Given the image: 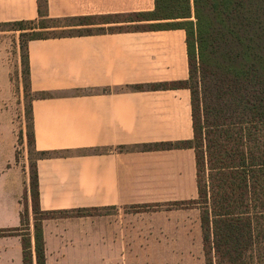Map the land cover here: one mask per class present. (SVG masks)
<instances>
[{"label": "crops", "instance_id": "1", "mask_svg": "<svg viewBox=\"0 0 264 264\" xmlns=\"http://www.w3.org/2000/svg\"><path fill=\"white\" fill-rule=\"evenodd\" d=\"M154 8L155 0H47L51 17L107 15L111 22L99 25L109 26L158 22L127 21L131 12ZM37 17L39 0H0V22ZM186 38L184 28L137 27L28 42L31 88L53 94L32 101L36 148L72 152L37 160L44 210L171 204L198 196L194 148L127 149L194 136L191 90L151 87L189 77ZM133 84L150 87L131 90ZM88 148L109 150L84 153ZM13 158L14 146L4 148L0 117V167ZM1 180L15 186L16 200L13 208L0 210V228L21 226L19 199L29 179L11 165L0 168ZM192 207L200 212L192 204L177 210H122L107 218H47L46 264H178L175 252H185L187 260L194 249ZM131 216L138 219L136 225ZM150 218L153 223L144 222ZM30 232L35 259L33 224ZM0 264H23L21 235L0 236Z\"/></svg>", "mask_w": 264, "mask_h": 264}, {"label": "trees", "instance_id": "2", "mask_svg": "<svg viewBox=\"0 0 264 264\" xmlns=\"http://www.w3.org/2000/svg\"><path fill=\"white\" fill-rule=\"evenodd\" d=\"M112 16L64 18L80 22L58 26L81 27L67 32L28 39L23 54L26 91L34 92L30 80L28 42L35 38L121 31L122 26H99ZM127 21L157 20L138 28H184L187 33L189 77L151 87L185 86L191 90L194 136L190 140L160 141L127 147L153 150L192 147L196 155L198 196L186 205L200 208L206 264H264V0H155L150 12H131ZM95 18H102L99 22ZM47 0H39V17L11 22L23 33L51 28ZM33 24L25 27L26 24ZM150 85L133 84L131 90ZM110 91L111 88H103ZM31 101V114H32ZM29 144L37 151L30 162L29 188L34 214L35 259L30 232L29 206L21 212V226L0 228V236H22L23 264H46L43 220L56 214L82 216L88 208L44 210L40 204L37 160L67 156L68 149L37 150L33 128ZM125 147H121L123 149ZM100 153L109 148H88ZM28 199V195H27ZM149 204H142L148 206ZM77 212V213H76ZM35 261V262H34Z\"/></svg>", "mask_w": 264, "mask_h": 264}, {"label": "rangeland", "instance_id": "3", "mask_svg": "<svg viewBox=\"0 0 264 264\" xmlns=\"http://www.w3.org/2000/svg\"><path fill=\"white\" fill-rule=\"evenodd\" d=\"M102 18H95L93 21L99 22ZM72 22H80V20L68 19H48L47 25L51 28L38 29L37 33H23L22 30L17 29L19 25L13 23H0V117L3 120V144L4 148L14 146V158L12 163L7 162L2 169H6L11 165H17L19 170L23 172L24 177L30 180V162L35 161L37 151L32 145L29 144L28 134L31 132L32 114H31V101L34 93L26 91V77L23 73V54L25 52V45L29 38L33 36H46L59 33L77 32L81 27H65L58 26L63 24H71ZM33 24H26L25 27H30ZM99 26L109 25H94L93 30ZM122 29H135L138 25H122ZM83 151V150H82ZM90 151L85 150L83 152ZM1 161L0 163H2ZM0 167V168H1ZM0 182V210L8 206L13 208L15 206V186L10 182ZM29 182V181H28ZM10 184V185H9ZM29 188V187H28ZM28 189L20 196V208L25 209L28 202L29 206V220L34 226V214L32 211V202L30 192L26 193ZM28 195V199H27ZM191 205L181 204V202H174L169 204H149L148 206L142 205H127L122 207L116 206H103V207H90L81 214H91L101 218H107L117 215L120 211L137 212V211H153L157 209H182ZM193 208V209H192ZM188 209L193 213L194 229H195V243L194 249L189 250L188 259H184L182 253L175 252L178 257L176 261L178 264H205L204 254L202 248V235L200 226V212L196 207ZM77 213V212H76ZM63 214H56L54 216ZM64 216V215H63ZM67 216V215H66ZM45 220V219H44ZM43 220V221H44ZM106 220V219H104ZM138 219L131 216V225H136ZM145 223H153L154 219H145Z\"/></svg>", "mask_w": 264, "mask_h": 264}]
</instances>
